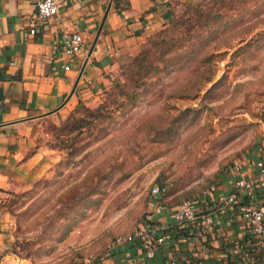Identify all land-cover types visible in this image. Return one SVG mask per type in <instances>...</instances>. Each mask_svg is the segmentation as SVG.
<instances>
[{
    "label": "rangeland",
    "instance_id": "obj_1",
    "mask_svg": "<svg viewBox=\"0 0 264 264\" xmlns=\"http://www.w3.org/2000/svg\"><path fill=\"white\" fill-rule=\"evenodd\" d=\"M150 38L147 73L125 60L95 103L39 124L50 166L4 198L30 264H83L264 144V0L179 2Z\"/></svg>",
    "mask_w": 264,
    "mask_h": 264
},
{
    "label": "crops",
    "instance_id": "obj_2",
    "mask_svg": "<svg viewBox=\"0 0 264 264\" xmlns=\"http://www.w3.org/2000/svg\"><path fill=\"white\" fill-rule=\"evenodd\" d=\"M186 1L194 0H63L57 14L30 34L36 0H0V264H30L9 250L11 219L4 198L31 186L50 166L37 142L41 121L64 119L79 103H95L121 64ZM64 31L82 37L74 56L59 48ZM262 150L264 144L239 160L233 173L218 178L217 197L230 193L236 179L256 176ZM260 201L257 196L252 203ZM247 202L238 194L225 212L197 203L194 218L182 221L175 220L180 203L156 205L141 224L163 227L168 235L153 257L138 244H108L83 264H264V242L257 243L238 210ZM208 215L213 221L206 227Z\"/></svg>",
    "mask_w": 264,
    "mask_h": 264
},
{
    "label": "built area",
    "instance_id": "obj_3",
    "mask_svg": "<svg viewBox=\"0 0 264 264\" xmlns=\"http://www.w3.org/2000/svg\"><path fill=\"white\" fill-rule=\"evenodd\" d=\"M63 5V0H36L35 10L30 19L29 33L33 34L36 25L57 14L60 7ZM82 37L78 32H62L59 38L60 50L69 55L74 56L82 46ZM64 69H69L68 65ZM255 165L258 172L254 178H238L234 181L232 191L224 196H218V189L216 184H212L205 188L195 198L186 199L180 202L179 207L175 214L176 221L184 219H193L196 211V204H203L213 210L225 212L228 207L234 204L237 200V195L242 194L247 197L250 202L242 203L238 206L241 216L246 220L250 232L257 236V243H263L264 233V150ZM161 189L155 185L151 188V195L158 196ZM260 196L262 201L255 202L256 197ZM213 216L208 215L206 218V227L212 224ZM168 235L163 227L157 225H141L132 232L121 234L110 243V247H118L125 243L138 244L144 251L148 258L154 256L155 252L165 242ZM161 264H177L175 260L164 261Z\"/></svg>",
    "mask_w": 264,
    "mask_h": 264
},
{
    "label": "trees",
    "instance_id": "obj_4",
    "mask_svg": "<svg viewBox=\"0 0 264 264\" xmlns=\"http://www.w3.org/2000/svg\"><path fill=\"white\" fill-rule=\"evenodd\" d=\"M166 26V25H165ZM164 26V27H165ZM163 27V28H164ZM162 28V29H163ZM160 31V30H159ZM158 31V32H159ZM157 33V32H156ZM156 36V35H155ZM151 37V36H150ZM149 37V38H150ZM151 39V44H152V46H154V47H156V46H158V45H160V43H162V44H165V39L164 38H160L159 40H155L154 38H153V35H152V38H150ZM149 56H150V49L149 48H143V49H141L139 52H138V54L136 55V56H134L133 57V65H134V67H136V72L137 73H140V72H142V71H144L145 73H147L148 72V60H149ZM132 59V58H131ZM114 80V79H113ZM113 80H112V83H113ZM111 83V84H112ZM106 90V89H105ZM85 104L84 103H79L78 105H77V107H85L84 106ZM76 107V108H77ZM87 111H90L88 108H85ZM75 110V109H74ZM73 116V114H72V112H70V114L67 116V118L66 119H69V118H71ZM212 184H215V183H211V184H208L207 186H205L198 194H200L205 188H207L208 186H210V185H212ZM159 187V186H158ZM160 189H161V191L162 190H164V186H162V187H159ZM197 194V195H198ZM196 195V196H197ZM182 202V201H181Z\"/></svg>",
    "mask_w": 264,
    "mask_h": 264
}]
</instances>
